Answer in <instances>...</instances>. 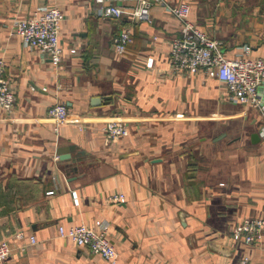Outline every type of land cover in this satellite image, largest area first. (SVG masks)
Instances as JSON below:
<instances>
[{"label": "crops", "instance_id": "crops-1", "mask_svg": "<svg viewBox=\"0 0 264 264\" xmlns=\"http://www.w3.org/2000/svg\"><path fill=\"white\" fill-rule=\"evenodd\" d=\"M186 1L227 56L244 45L264 56V0ZM43 5L65 12L58 66L12 32L15 18ZM98 7L96 0H0V58L16 94L11 113L0 107V242L14 246L0 264H108L58 233L59 224L97 220L110 225L118 264H238L246 254L264 264V230L253 243L232 235L245 217L264 216L261 111L235 101L217 77L172 66L181 22L162 4L150 5L153 22L103 17ZM126 24L132 41L120 54L114 38ZM57 102L70 114L59 125L49 114ZM112 117L128 123L129 135L107 140ZM114 192L126 201H111Z\"/></svg>", "mask_w": 264, "mask_h": 264}, {"label": "built area", "instance_id": "built-area-1", "mask_svg": "<svg viewBox=\"0 0 264 264\" xmlns=\"http://www.w3.org/2000/svg\"><path fill=\"white\" fill-rule=\"evenodd\" d=\"M99 4L97 13L103 17L123 18L130 15L134 18L146 17L150 22L149 8L152 2L162 4L181 22L179 33L170 42V60L174 68L196 73L203 71L209 76L217 77L226 83L231 97L242 104H251L262 113L260 135L264 142V96L261 87L264 85V56H255L252 46L244 45L243 50L235 57H229L223 51L220 41L212 37L207 30L191 18V4L188 1L176 0H139L141 5L133 9L116 3L115 0H96ZM65 18L64 10L58 5L39 6L30 16L17 17L12 26L13 34H18L26 46L39 48L50 54L55 65L62 63L65 48L61 43V28ZM132 41V28L123 25L117 32L114 42L120 54L128 51ZM77 48H71L76 52ZM153 60L148 65L153 66ZM6 61L0 58V107L11 113L16 103V94L7 76ZM49 114L57 124L69 119V109L65 102H57L49 109ZM128 123L120 117H112L106 123V138L115 141L129 135ZM51 192V191H50ZM75 201L79 202L77 192ZM111 201L124 202L125 193L114 192L109 196ZM264 230V216H248L233 228L232 235L237 240L253 243L260 238ZM60 236L69 238L79 245L88 246L94 254L103 256L108 264H118V250L110 238V225L104 220H97L95 227L85 223L67 227L58 225ZM22 237V232L16 233ZM38 242L36 235L31 236L30 243ZM21 250L26 244L19 245ZM14 246L9 238L0 242V262L5 260ZM238 264H251V257L246 254Z\"/></svg>", "mask_w": 264, "mask_h": 264}, {"label": "water", "instance_id": "water-1", "mask_svg": "<svg viewBox=\"0 0 264 264\" xmlns=\"http://www.w3.org/2000/svg\"><path fill=\"white\" fill-rule=\"evenodd\" d=\"M102 98H100V97H96L95 99H94V102H96V101H100ZM107 99V98H106ZM259 136V133L257 134V133H254V136ZM73 147V146H72ZM62 157L64 158V157H68V155L67 154H63L62 155Z\"/></svg>", "mask_w": 264, "mask_h": 264}]
</instances>
